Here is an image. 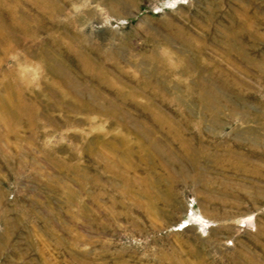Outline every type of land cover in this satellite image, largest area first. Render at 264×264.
I'll return each mask as SVG.
<instances>
[{
    "label": "rangeland",
    "instance_id": "obj_1",
    "mask_svg": "<svg viewBox=\"0 0 264 264\" xmlns=\"http://www.w3.org/2000/svg\"><path fill=\"white\" fill-rule=\"evenodd\" d=\"M0 264H264V0H0Z\"/></svg>",
    "mask_w": 264,
    "mask_h": 264
}]
</instances>
